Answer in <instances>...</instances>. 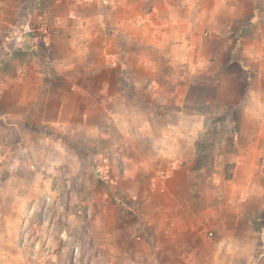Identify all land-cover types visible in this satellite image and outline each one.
<instances>
[{
    "label": "crops",
    "instance_id": "0c3cea01",
    "mask_svg": "<svg viewBox=\"0 0 264 264\" xmlns=\"http://www.w3.org/2000/svg\"><path fill=\"white\" fill-rule=\"evenodd\" d=\"M202 2L206 6H211L212 0ZM167 3L178 6L183 0H167ZM228 4L234 7L231 10H217L216 25L219 34H213L211 39L204 41L205 48H211L214 53L211 64H216L217 58L230 59L232 41H239L242 51L254 45L252 48L256 52L264 45V35L260 32L263 27L261 22L264 21V0H228ZM188 16L187 10L181 8L180 17ZM33 17L37 18V21L43 20L40 30L38 26L29 24ZM25 20H29L27 25L31 26V32L38 31L42 36L41 40H37L38 48L33 50L30 60L31 65L37 68V72L35 75L27 76L0 74L4 76L2 78L6 82L4 89H1L0 97L4 96L8 104L5 107L0 106V121L6 130L12 126L13 120L24 122L30 120L36 128L44 127L43 121H54L62 123L74 136L72 118L67 120L64 118L66 115L78 116L80 123L84 125L86 135L89 136L92 132L102 131L101 125L104 122L102 119H95L96 122L93 120L91 123L92 116L101 115L106 120L109 116L124 114L118 110L119 108L125 109L126 113H133L126 104L135 97L138 99L137 91L143 86H148L151 79L147 63L140 60V54L149 46L151 33L155 27L168 24L171 25L175 37H178L187 28L186 23L172 21L171 13L165 7V0H0V25L4 28L0 29L1 43L6 45L13 34L9 31L18 27L19 23L22 27ZM253 24L258 27L257 31L254 29L253 37L240 35L242 29H248ZM42 30L46 33H41ZM74 38L83 49V56L72 54ZM176 42L179 43V39H176ZM5 62H11L10 58ZM240 66L244 67L241 64ZM257 71L249 68V72L245 73L248 86L256 79ZM14 86L17 87V91H13ZM29 87H32L31 92L28 91ZM45 87L47 89H44L46 94L44 99L46 96L48 98L52 96L57 98L58 102L56 106L42 104L41 112L45 114L39 117L41 104L39 106L36 100L40 99L42 89ZM17 107H20V111ZM250 128L248 125V129ZM18 134L20 137L17 141H9V136L6 135L0 142V146L5 150L0 157L8 164L12 163L11 153L17 152L22 155V151L27 149L23 133ZM129 143L127 140L123 146L127 147ZM64 149L69 156L63 163L57 151L61 152ZM23 154L29 160L26 167L28 172L36 173L40 180L43 178L55 180L54 173L58 172L60 166L57 165L61 163L69 164L72 168H69L70 170L74 169L69 170L71 175L78 173L80 168L77 166L78 162L83 163L85 160L84 163L89 164L85 157L80 159L81 156H78L69 143H62L55 137L48 138L47 144L42 145L39 142L35 158H30L27 153ZM254 157L253 159V156L248 155L233 158L236 164L234 173L229 178L233 179L235 176L233 185L228 193L216 192L211 197L215 203H220L216 197L221 193L223 196L235 195L253 184L264 187V176L260 175L262 171L260 156L258 154V158L255 155ZM121 159L124 164L129 161L125 157ZM128 172L124 168L120 178H130L132 187L136 185L138 188L125 189L121 197L123 203L119 207L125 210L134 209L138 211L139 217L138 222L133 225L134 251L123 252L128 258L132 255L133 264H159L158 259L162 252L168 264H178V259L181 260L180 264H184L182 257L191 250L196 240V234L189 224H195L197 230H200L201 225L196 222L201 219L200 213L207 206L209 190L197 193V196L192 198L186 166H183V171L163 179L156 191L149 190L155 172L154 176L149 177L150 181L144 185L145 187L138 183L135 174L129 177ZM142 172L150 174L146 166ZM88 175L91 182L99 179L94 177L93 169ZM12 176L16 174L10 172V177ZM113 180H98L102 184L99 192L102 199L113 189ZM39 193L48 192L43 187ZM133 195L136 196L134 207L129 201L133 200ZM224 218L230 227L233 225L236 227L233 244L239 246L250 244L253 239L251 233L264 230L258 227L264 221V197L250 193L237 210L226 212ZM3 239L4 242L15 244L18 242L10 236ZM223 243L221 241L217 247L223 246ZM140 244L142 249L139 250L137 247ZM261 246H264V241L256 238L255 247L259 249ZM18 258L19 256L15 255V259ZM257 264H264V257H258Z\"/></svg>",
    "mask_w": 264,
    "mask_h": 264
},
{
    "label": "rangeland",
    "instance_id": "374dc122",
    "mask_svg": "<svg viewBox=\"0 0 264 264\" xmlns=\"http://www.w3.org/2000/svg\"><path fill=\"white\" fill-rule=\"evenodd\" d=\"M28 22L29 20H25L22 27L19 23L18 27L9 31L13 34L6 45L0 40V74L11 76L36 74L37 68L31 65L30 60L33 50L38 48L37 40H41L42 36L38 31L31 32ZM31 23L40 30L43 20L37 21V18L33 17L29 24ZM261 24L263 27L260 32L264 35V21ZM255 26L256 24H253L248 29H242L240 35L253 37L258 29ZM0 29H4L3 26L0 25ZM42 32L46 33L44 30ZM232 45L230 59L217 58L216 64L190 72L185 80L177 82L185 92L183 108L179 111L192 116H203L208 129L197 139L184 164L189 172L188 186L192 198L197 196V193L212 189L209 181L212 173L217 171L214 165L218 150L224 157L218 174L223 175L225 179H229L234 173L235 156L257 157L259 154V162L263 164L264 153L261 152V148L264 147V140L257 143V138L252 134L253 130L248 129L247 124L233 116L238 112L241 102H245L246 95L241 94V89L248 86L245 73L249 72V68L258 70V62L245 58L243 56L245 50L242 51L240 45L237 47V41H232ZM252 47L254 45H250L247 50L249 55L256 53ZM7 58H10L11 62L6 63ZM242 60L248 64L247 70L240 66L243 65ZM2 77L4 76L0 75V93L6 85ZM164 83L161 78L157 79V84ZM173 87L169 85L166 90L172 91ZM44 89L47 88L42 89V96L36 100L39 106L41 104L39 117L45 114L41 112L42 104L56 106L58 102V99L52 96L49 98L46 96L44 99L46 95ZM13 91H17L16 86ZM28 91L31 92L32 87H29ZM137 94L138 99L135 97L126 104V107L133 110L131 114L119 108L118 110L124 114L109 116L106 120L101 115L92 116L91 123L95 119H102L104 122L101 125L102 131L92 132L93 134L90 133L89 136L86 135L84 125L80 123L78 116H64L67 120L72 118L75 136L64 125L62 130L57 131L46 125L36 128L30 120L25 122L13 120L12 126L6 130L0 121V142L6 135L9 136V141H17L20 137L18 132H22L27 142V149L22 152L29 154L30 158L36 157L34 154L38 151L39 142L43 137H55L62 143H69L78 156H81L80 159L85 157L89 162L87 165L84 163L85 160L83 163L78 162L77 166L81 170L79 168L78 173L71 175L69 173L74 169L70 170L69 164H63L69 155L65 149L57 151L63 163L57 165L60 166L57 173L53 172L55 180L51 178L40 180L36 173L28 172L26 167L29 160L23 153L22 155L17 152L11 153L12 163L9 164L0 157V264H89L92 258L96 259L97 264H102L100 233L93 224L97 216L101 217L106 239L114 244L118 243L122 252L134 251L133 225L138 222L139 213L134 209L125 210L119 206L123 203L121 199L123 191L135 190L138 186L132 187L130 178H120V173L124 168L131 171L137 177L138 183L145 187L144 185L150 181L149 177L154 176V172L161 168L163 161L171 154L165 148V144H168L165 130L171 127L179 131L181 123L176 105L172 102L164 104L159 101V88L143 86L139 88ZM3 97H0V106L5 107L8 104ZM17 110L20 111V107H17ZM225 112L227 115H222ZM143 123L149 124L151 135L140 131ZM127 140L130 143L124 147L123 144ZM177 142L181 146L184 143L182 140ZM4 152V148L0 146V154ZM121 157L129 161L124 164ZM145 166L150 170V174H143ZM92 169L94 177L99 178L98 180L114 179L113 189L104 199L99 196L102 184L98 180L91 182L89 179L88 172ZM10 172L16 176L10 177ZM199 185L204 189L198 188ZM43 187L48 193H39ZM229 196V194L223 196L221 193L216 198L223 203ZM129 201L134 207L135 200ZM258 227L264 229V221ZM5 236L15 238L17 244L4 242ZM75 248L77 251L73 255ZM137 249H142V245L140 244ZM15 255L19 258L15 259ZM131 257L128 259L133 261ZM158 261L159 264H168L164 252ZM177 261L178 264L181 263L180 259Z\"/></svg>",
    "mask_w": 264,
    "mask_h": 264
},
{
    "label": "clouds",
    "instance_id": "9594fccd",
    "mask_svg": "<svg viewBox=\"0 0 264 264\" xmlns=\"http://www.w3.org/2000/svg\"><path fill=\"white\" fill-rule=\"evenodd\" d=\"M165 7L169 9L174 23H186L187 28L178 37H175L171 25L161 24L155 27L148 42L149 46L140 54V60L147 63V70L151 77L148 86L159 88V101L161 103L172 102L176 105L177 115L180 117L181 123L179 131L171 127L165 130V139L168 141L165 148L171 154L168 159L163 161L161 168L152 178L149 185L151 191H156L158 184L163 179H167L173 173L183 171V166L193 150L195 142L208 130L203 116H192L179 111L183 108L182 101L185 92L177 82L185 80L190 72L205 69L212 63L214 53L211 48H205L204 41L211 39L213 34H219L216 25L217 10H231L234 5H229L228 0H212L211 6H206L202 0H183L181 5L172 6L165 0ZM181 8L187 10L188 17H180ZM176 39H179L180 42L177 43ZM237 47H239V41H237ZM72 54L80 56L84 54L75 38ZM243 56L256 60L258 71L256 79L246 89H241V94L246 95V101L241 102L238 112L234 113L233 116L234 118L238 117L242 123L253 129L252 134L257 138L256 142L258 143L264 140V45L256 51L255 55H249V52L245 50ZM241 63L247 70L248 64L244 63L243 60ZM158 78H161L165 83L163 85L157 84ZM169 85L174 86L172 91L166 90ZM222 115H227V113ZM42 123L57 131L63 129L62 123L58 124L47 120ZM33 131H38V129H33ZM140 131L151 135L148 123H143ZM178 140L184 142L182 146L177 142ZM40 142L42 145L47 144L48 138L43 137ZM261 152L264 153V147L261 148ZM223 160L224 157L219 154L218 150L214 165L217 171L212 173L209 181L212 185V189L209 191V200L207 206L200 213L201 219L196 222L201 225L200 230H197L195 224H189L196 234V240L191 250L182 257L184 264H257V258L264 257V246L259 249L255 247L256 238L264 241V230L259 233H251L252 242L239 246L233 244L236 235L235 225L230 227L224 218L226 212L237 210L250 193L264 197V187L253 184L250 188L230 195L226 202L215 203L211 197L219 191L228 193L235 179V176L233 179H225L223 175L218 174ZM260 168L262 169L260 175L264 176V164L260 165ZM127 175L131 177L133 173L130 171ZM132 199L135 200L136 196L133 195ZM93 224L100 233L99 247L103 257L102 264H133L128 259L127 254L122 252L118 243L114 244L104 237L101 217L97 216L93 220ZM221 241L224 242L223 246L218 248L217 246L220 245ZM89 264H97L96 259L92 258Z\"/></svg>",
    "mask_w": 264,
    "mask_h": 264
},
{
    "label": "built area",
    "instance_id": "2783aa9c",
    "mask_svg": "<svg viewBox=\"0 0 264 264\" xmlns=\"http://www.w3.org/2000/svg\"><path fill=\"white\" fill-rule=\"evenodd\" d=\"M76 251H77V250H76V248H75V249H74V254H73V255H75ZM73 258H74V257H73Z\"/></svg>",
    "mask_w": 264,
    "mask_h": 264
}]
</instances>
